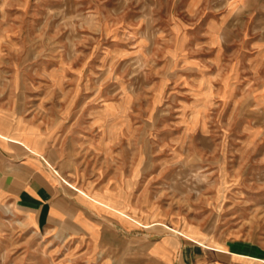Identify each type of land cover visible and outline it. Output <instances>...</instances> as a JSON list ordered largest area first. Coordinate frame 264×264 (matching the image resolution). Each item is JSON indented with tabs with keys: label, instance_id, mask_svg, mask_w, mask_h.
I'll use <instances>...</instances> for the list:
<instances>
[{
	"label": "rangeland",
	"instance_id": "1",
	"mask_svg": "<svg viewBox=\"0 0 264 264\" xmlns=\"http://www.w3.org/2000/svg\"><path fill=\"white\" fill-rule=\"evenodd\" d=\"M0 130L109 205L44 230L0 190V264H264V0H0Z\"/></svg>",
	"mask_w": 264,
	"mask_h": 264
},
{
	"label": "crops",
	"instance_id": "2",
	"mask_svg": "<svg viewBox=\"0 0 264 264\" xmlns=\"http://www.w3.org/2000/svg\"><path fill=\"white\" fill-rule=\"evenodd\" d=\"M0 132V190L18 206L26 222L37 229L62 230L67 226L72 233L82 231L88 236L104 235L108 218L99 214L98 208L107 211L108 204L100 206L88 202L91 204L88 205L76 200L45 166L42 155L32 152L22 141ZM168 237L162 236L164 241L161 239L162 242L160 240L149 247L150 260L170 262L176 246H173V239H166ZM177 249L183 256L189 253L195 260L199 257L195 252L197 247L183 244Z\"/></svg>",
	"mask_w": 264,
	"mask_h": 264
}]
</instances>
